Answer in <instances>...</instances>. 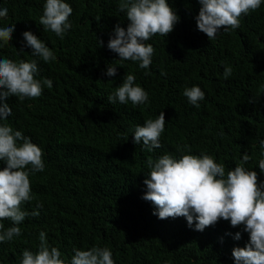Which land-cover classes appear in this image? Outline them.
<instances>
[{"label": "trees", "instance_id": "16d2710c", "mask_svg": "<svg viewBox=\"0 0 264 264\" xmlns=\"http://www.w3.org/2000/svg\"><path fill=\"white\" fill-rule=\"evenodd\" d=\"M65 2L73 9L72 27L61 39L39 23L46 0H0V9L8 10L0 28L15 25L12 40L0 41V59H35V78L52 80L37 98L5 101L12 111L0 124L40 147L45 169L30 173L33 199L22 205L39 215L26 217L20 236L0 242V264H20L24 250L38 251L41 231L66 264L73 249L94 246L108 247L114 264H235L233 248L249 242L243 225L232 227L220 219L200 232L195 220L189 227L182 216L160 219L153 214L155 206L142 199L143 181L148 159L155 162L164 154L210 155L225 166L226 175L247 154L244 167L264 182L258 166L264 159V0L241 16L239 28L221 29L213 40L197 28L198 0H167L179 22L167 36L156 34L145 42L154 48L147 69L119 60L107 47L115 26L126 30L129 23L126 11L119 10L121 0ZM25 31L41 39L56 60L33 57ZM110 65L116 66L112 77L106 75ZM225 67L232 68L228 78ZM126 74L147 92L145 104L108 101ZM192 86L205 93L199 106L183 95ZM161 111L166 121L162 146L149 152L133 142V134ZM4 166L0 161V170ZM0 223L12 226L10 220Z\"/></svg>", "mask_w": 264, "mask_h": 264}, {"label": "clouds", "instance_id": "9594fccd", "mask_svg": "<svg viewBox=\"0 0 264 264\" xmlns=\"http://www.w3.org/2000/svg\"><path fill=\"white\" fill-rule=\"evenodd\" d=\"M201 5L195 18L199 31L209 40L216 38L221 29H237L240 18L257 10L262 0H198ZM121 12L126 11L127 29L117 24L110 36L107 47L119 56V60L139 62V67L147 69L152 63L154 48L145 43L156 34L167 36L174 30L179 17L167 0H121ZM72 7L65 0H46L39 23L44 30H51L61 39L72 27L69 17ZM8 10L0 9V18H6ZM15 25L0 28V41L4 44L12 40ZM23 38L32 49V56L44 62L55 61L54 52L30 31ZM103 47V41L99 40ZM22 51V50H21ZM37 61L14 62L0 59V121L11 115V107L5 101L9 97L25 98L41 96L43 87H52L51 79L38 80ZM147 74V73H146ZM164 74L163 72L161 73ZM106 75H116V66H108ZM232 75V68L225 67L224 77ZM136 77L126 74L123 83L108 97L110 103L121 104L131 101L133 105L145 104L147 92L135 83ZM183 95L195 106L205 98L199 86L185 88ZM252 102V101H250ZM165 114L161 111L156 119H148L143 126H137L133 134L135 144L151 152L160 148V136L165 130ZM264 149V141H261ZM264 155V152L261 153ZM42 149L19 130L14 131L8 124H0V161L5 166L0 170V221L10 220L7 229L0 223V242H10L22 234L19 225L27 216H38V211L29 213L22 205L33 199L31 195L30 173L42 172L45 164ZM250 157L243 155L240 164L225 174V166L217 163L207 154L200 156L184 154L175 158L169 154L158 157L155 162L149 158L150 169L143 183L146 192L142 199L150 201L156 208L154 215L160 219L185 217L189 227L195 220V230L204 231L220 219L230 221L232 227L243 225L249 234L245 247H235L232 256L235 264H264V182H258L256 171L244 164ZM31 166L30 168L28 166ZM259 169L264 173V159L259 161ZM37 208L43 205L37 204ZM237 232L234 239L239 240ZM38 251L24 250L20 264H66L57 247L47 242L46 233H39ZM70 264H114L108 247H92L88 250L73 249Z\"/></svg>", "mask_w": 264, "mask_h": 264}]
</instances>
